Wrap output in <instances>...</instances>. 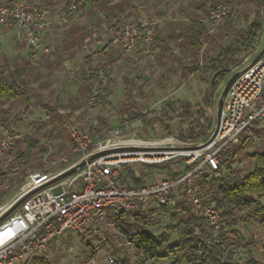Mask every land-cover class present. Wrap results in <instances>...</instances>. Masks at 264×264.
I'll list each match as a JSON object with an SVG mask.
<instances>
[{"label": "rangeland", "instance_id": "obj_1", "mask_svg": "<svg viewBox=\"0 0 264 264\" xmlns=\"http://www.w3.org/2000/svg\"><path fill=\"white\" fill-rule=\"evenodd\" d=\"M13 1L15 0H0V5L10 4ZM66 1L59 0L55 10L61 12ZM98 1L91 10L88 7L86 9L85 2L74 16L81 17L86 12L81 20L90 26H85L83 32H90L88 27H101L96 37L93 36V41L98 43V52L97 57L91 62L98 60L111 65L113 98L108 104L91 108L87 103L88 87L84 85L82 89L79 78L75 83L79 86L74 85L75 89H73L68 85L67 78L59 77L54 88L56 90L49 96H43L41 102H28L21 97L11 102L10 107L7 108L8 101H0V138L8 133H18L22 136L15 150L0 155V206H4L19 192L30 174L36 172L56 174L76 161L77 157L71 156L75 146L71 135L74 128L87 130L96 141H102L110 136L115 127L129 121L127 117L130 113L138 111L149 113L151 118L160 117L170 128L167 130L160 124L151 127L142 121H134L131 122L133 127L129 131L131 136L149 141L174 137L183 147L196 146L203 142L202 138L195 142L189 137L191 129L200 119L196 112L203 109L216 119L218 100L227 81L235 72L248 66L264 48L263 31L259 45L238 56L243 60L241 66L232 68L218 88L210 90L211 76L206 70L207 60L216 56L220 48L234 42L237 33L247 31L256 18L260 16L264 20V9L259 8L255 1L232 0V3H227L225 0H219L217 2L230 4L237 10L238 15L234 18L237 32H229L223 26L218 28L211 26L206 20V14L211 6L202 5V0H126L134 6V10L129 8L132 13L144 10L148 15L124 18L120 24L118 18L113 17L117 13V8L111 3L115 0ZM156 18L162 19L159 26L162 25L164 34L170 35L175 31L174 33L178 35L168 41L172 52H158L156 58L151 61L147 60L140 51L126 53L118 49L112 52L108 50L127 20ZM197 21H202L207 26L200 47L192 46L188 39V36L198 28ZM61 24L62 27L66 26L65 22ZM104 24L109 32H105ZM26 44H28L27 39H20L14 28L0 27V73L7 75L6 71L18 66L22 49L26 48ZM59 49L60 47L56 46L50 54L60 52ZM103 51L110 54V60L106 59V53L103 54ZM32 80L29 71V86ZM126 80L132 83L130 98L125 92ZM30 89L32 90L31 86ZM209 93L212 106L207 108L205 99ZM45 101L51 107H57L64 118L53 116V112L46 108ZM182 106L189 107L191 118L181 115ZM6 108L8 114L2 112V109ZM199 122L202 123L203 119ZM247 136L244 144L242 143L246 135H243L233 147L234 157L227 164L241 177L255 168L252 155L264 151V121ZM27 137L36 141L34 148H30L24 142ZM242 145L243 149H238ZM64 158L67 159L66 162L63 161ZM183 161L184 159L173 161L172 168L179 170L183 167ZM130 168L136 175L148 181L168 177L167 169L154 170L142 164ZM126 172L127 170L123 171V176ZM223 173L227 174L225 169L220 172ZM201 179L202 175L199 182ZM182 194L178 195V200L185 198ZM245 211L253 216V226L249 228L240 220L237 227L238 234H230L228 248L240 263H246L250 257L264 262V213L257 208ZM132 212L153 216V221L147 230L156 236L168 230L172 222L171 216L175 213L170 207L155 201L143 204L142 209L137 207ZM244 213L241 212L240 215ZM130 220L133 222L131 217ZM103 229L106 239L100 244L99 249L94 248L83 234L69 229L55 238L47 251L35 257L29 264H118L119 259L126 257L130 259L129 264H174L176 260L169 254L168 248L179 241L177 230L170 231V241L162 248L165 257L151 259L145 257L129 241L117 223L114 226L104 225Z\"/></svg>", "mask_w": 264, "mask_h": 264}, {"label": "built area", "instance_id": "obj_2", "mask_svg": "<svg viewBox=\"0 0 264 264\" xmlns=\"http://www.w3.org/2000/svg\"><path fill=\"white\" fill-rule=\"evenodd\" d=\"M84 4L85 0H67L58 21H68ZM237 15L232 5L215 3L208 10L206 20L218 28L227 18H236ZM161 22V18L127 20L120 31L118 43L124 52L140 51L147 60L153 61L158 54L155 48L156 29ZM52 23V11L46 5H32L25 0L0 5V27L14 28L18 37L27 39L34 51L50 54L55 50L45 39V32ZM81 75L89 82V107H100L111 102L113 92L109 63L95 60L81 71ZM262 121L264 57L232 82L224 99L217 131H210L209 137L196 146L184 148L174 137L149 141L131 136L129 131L133 124L130 121L115 127L110 136L102 141H96L87 130L74 128L71 135L75 146L71 156L77 159L69 167L105 149H146L117 151L87 161L77 173L26 198L0 222V264H29L46 252L55 238L69 229L83 234L94 248L99 249L106 239L103 226H114L115 215L133 211L139 204L153 201L179 212L181 206L177 204V197L180 193L185 194L214 230L226 229L222 214L200 196L199 178L204 173H208L207 178H212L220 169L221 157ZM21 138L18 133L1 137L0 155L15 150ZM178 159H184L183 167L191 169L177 178L150 180L143 186H129L121 181L127 167L164 164ZM59 173L30 174L19 192L0 206V217L21 197L49 183Z\"/></svg>", "mask_w": 264, "mask_h": 264}, {"label": "trees", "instance_id": "obj_3", "mask_svg": "<svg viewBox=\"0 0 264 264\" xmlns=\"http://www.w3.org/2000/svg\"><path fill=\"white\" fill-rule=\"evenodd\" d=\"M218 1L219 0H202V5L210 4V6H212ZM252 1H255L259 8L264 9V0ZM58 2L59 0H44V5L53 7L56 6ZM225 2L232 3V0H225ZM120 23L121 21L118 20V24ZM234 23V18H227L222 26L229 32H237ZM196 24L198 25L197 30L189 35L188 39L192 46L200 47L207 26L202 21H197ZM157 31L158 27L156 29L155 48H157L158 40ZM263 31L264 20L259 16L251 23L247 31L237 33V39L234 42L220 48L216 56L210 57L207 60L206 70L210 73L211 79L216 73L222 71L215 80L213 90H216L225 76H227L228 72L223 70L240 67L243 60L239 59L238 56L259 45ZM175 36L178 35L174 34L170 38H174ZM161 42L164 44L163 47L165 50L172 52L168 42L166 43L164 40ZM106 56V59L110 60L109 55L106 54ZM125 84L126 95L130 98L132 83L126 80ZM34 96L26 79L22 76V72L7 75L0 73V101H15L23 97L28 102H31ZM205 104L207 108L212 106L210 93L205 99ZM45 106L50 112H53V116L59 119L64 118L57 107H51L49 104ZM181 115L191 118L189 107L182 106ZM196 115H198L200 119H198V123L195 127L191 129L189 137L194 139L195 142H198L200 138L205 141L209 137L210 131L215 127V119L203 109L198 110ZM202 119L203 122H199ZM127 120L130 122L142 121L144 124L150 125L151 127H154L155 124H160L167 130L170 128L160 117L151 118L149 113L135 111L128 115ZM257 126L258 124H255L253 130ZM247 135L248 134H246V138L243 140L242 144H244L248 138ZM24 142L27 143L30 148L35 147L36 141L30 137H27ZM233 147L221 157L220 169L212 178H207L208 173H204L199 182L200 196L212 203L222 214V218L227 224L226 229H221L219 231L214 230L206 217L195 210L184 193L182 194L185 197L184 199H177V204L181 206V211L175 212L171 216L172 222L168 230L159 236L147 230L148 226L153 221V216L130 211L121 212L113 217L129 241L133 243L145 257L151 259L164 258L165 254L162 248L170 241V231L177 230L179 232V241L168 248L169 254L176 258L174 264H264V262L253 257H250L246 263H240L236 260L234 253L228 248V242L231 240L230 234H238L237 227L240 220L244 221L245 225L249 228L253 226V216L250 212H246V209L250 210L252 208H257L260 212L264 213V151L252 155L255 168L241 177L236 174L230 166H227L234 157L232 153ZM238 149L242 150L243 145L238 147ZM172 164L173 162H168L146 166L154 170L167 169V176L170 178H177L191 169L190 167H182L177 170L172 168ZM222 169H225L227 174H220ZM125 170H127L126 175H121V181L123 183L129 186H143L148 182L144 177L136 175L130 167H127ZM161 205L166 206L165 204ZM138 208L142 209L143 204H139ZM241 212L245 213L240 215ZM130 217L133 222H131ZM129 261L130 259L126 257L124 259H119L117 263L129 264Z\"/></svg>", "mask_w": 264, "mask_h": 264}, {"label": "crops", "instance_id": "obj_4", "mask_svg": "<svg viewBox=\"0 0 264 264\" xmlns=\"http://www.w3.org/2000/svg\"><path fill=\"white\" fill-rule=\"evenodd\" d=\"M44 0H29L28 3L32 5H44ZM86 2V9H90L93 5H96L98 0H85ZM112 5L116 6V14L113 15L114 18H118L119 21H122L124 18H132L134 16H141L145 17L148 15L147 11H140L132 13L131 10H134V6H132L129 1L126 0H115L111 3ZM88 7V8H87ZM131 8V10H129ZM52 11V24L45 32V39L47 43L52 45L53 47L56 46L60 47L59 51L55 54H44L41 52L34 51L29 44H26V48L22 49L20 61L18 66L15 68H11L8 70V74L11 73H19L22 72V76L26 79L28 86V74L29 71L32 75V83L31 92L35 95L32 98V101L41 102V98L44 96H49L54 92L56 89L57 78L64 77L68 79V85L73 87L79 86L75 85L77 83V78L79 82L81 81V88L83 89L84 85L88 88L89 93V82L81 77V71L89 65V63L97 57L98 52V43L93 41L94 37L97 35V31L101 30V27H88L90 32H83L85 26H90V24H85L81 19L84 17L85 13L79 16H74L66 21V26H63L58 21L60 11H56L57 5L50 7ZM96 10V9H94ZM130 16V17H128ZM105 32H109L108 27L104 24ZM179 30H176V32ZM92 32V33H91ZM172 32V34L167 35L164 34L162 30V25L158 26L157 31V51L159 53L163 52H170L164 49V44L161 42L164 40L166 43L171 39L170 37L177 33ZM86 33V34H85ZM120 32H118L117 37L114 40V44L109 47V51L112 52L116 49L123 51L120 44L118 43V37ZM124 52V51H123ZM108 54L106 51H103V54ZM130 55V54H129ZM85 61L87 62L85 64ZM113 76V75H112ZM111 76V77H112ZM76 77V78H75ZM81 77V78H80ZM75 85V86H74ZM29 86V88H30ZM88 96V94H87ZM11 102L13 100L6 102L7 108L10 107ZM44 103H47L45 101ZM2 109L3 113L8 114V109Z\"/></svg>", "mask_w": 264, "mask_h": 264}, {"label": "water", "instance_id": "obj_5", "mask_svg": "<svg viewBox=\"0 0 264 264\" xmlns=\"http://www.w3.org/2000/svg\"><path fill=\"white\" fill-rule=\"evenodd\" d=\"M264 55V48L260 51V53L255 57V59L246 67L238 70L237 72H235L231 77L230 79L227 81V83L225 84V86L223 87V90H222V93L219 97V100H218V106H217V111H216V119H215V127L213 128L214 131H217L218 129V126H219V122H220V118H221V113H222V109H223V104H224V99L226 97V94L232 84V82L236 79V77L238 75H240L242 72H244L245 70L249 69L252 65H254L261 57H263ZM223 71H226V72H231V69H226V70H223ZM220 72L222 71H219L218 73H216L212 79H211V82H210V90H213L214 89V84H215V80L217 78V76L220 74ZM184 148H190V147H184ZM194 148V147H193ZM146 148H140V147H122V148H112V149H105V150H102V151H98L96 153H93L91 155H89L86 159H82L79 163L65 169L64 171L60 172L59 174H57L49 183L41 186V187H38L36 189H34L33 191H30L29 193H27L26 195H24L23 197H21L18 201H16L13 206L8 210L6 211L1 217H0V222L5 218L7 217L9 214H11L17 207L20 206V204L26 199L28 198L29 196H31L32 194L38 192L39 190H41L42 188L46 187V186H49L53 183H56L64 178H67L75 173H77L79 170L83 169L84 166L86 165L87 161H91V160H94L96 158H99L103 155H107V154H110V153H113V152H117V151H125V150H145Z\"/></svg>", "mask_w": 264, "mask_h": 264}]
</instances>
